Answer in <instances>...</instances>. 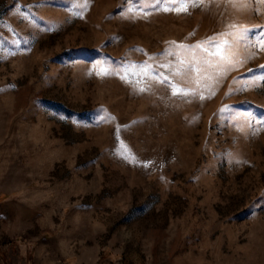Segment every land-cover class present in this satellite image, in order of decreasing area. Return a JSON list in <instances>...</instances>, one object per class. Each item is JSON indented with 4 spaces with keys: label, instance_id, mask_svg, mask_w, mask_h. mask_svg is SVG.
<instances>
[{
    "label": "rangeland",
    "instance_id": "374dc122",
    "mask_svg": "<svg viewBox=\"0 0 264 264\" xmlns=\"http://www.w3.org/2000/svg\"><path fill=\"white\" fill-rule=\"evenodd\" d=\"M179 6L0 0V264H264V0Z\"/></svg>",
    "mask_w": 264,
    "mask_h": 264
},
{
    "label": "snow or ice",
    "instance_id": "6c2138e0",
    "mask_svg": "<svg viewBox=\"0 0 264 264\" xmlns=\"http://www.w3.org/2000/svg\"><path fill=\"white\" fill-rule=\"evenodd\" d=\"M157 2H159V0H157ZM177 2L180 5L179 7H165L164 10L165 11L172 10V11H185V12H187L189 5L193 4L194 0H171L172 4H176ZM195 2H199V0H195ZM246 31H247V29L242 28V29H239L235 33H229V34L233 35V37H234L233 42L234 43H238L239 41L245 39V32ZM207 43H208V45L210 47H215L217 49V51L214 53V55L219 56L221 54V48H222L223 44H226L228 42L227 41H223V42L213 41V40H211V38H209ZM259 43L261 45H264V40H261ZM203 51L205 53H207L208 56H212L213 55V53L209 52L208 47H204ZM180 63H181V65L184 64L183 61H181ZM199 63H200L199 61L194 59V60H192V61H190L188 63L187 68H179V69H177L175 71V74L183 76L184 78L187 79L188 76H189V72H194L195 73V72H199L200 71V69L198 67ZM205 63H207V61H205ZM164 80L167 81L170 84V86L172 87L173 95H176L177 93H182L184 95H187L188 93H190L192 91L191 88L177 86L176 84L172 83V81L169 80L167 77H164ZM141 90H143V89H141Z\"/></svg>",
    "mask_w": 264,
    "mask_h": 264
},
{
    "label": "crops",
    "instance_id": "0c3cea01",
    "mask_svg": "<svg viewBox=\"0 0 264 264\" xmlns=\"http://www.w3.org/2000/svg\"><path fill=\"white\" fill-rule=\"evenodd\" d=\"M101 264H107L106 262L102 261Z\"/></svg>",
    "mask_w": 264,
    "mask_h": 264
}]
</instances>
